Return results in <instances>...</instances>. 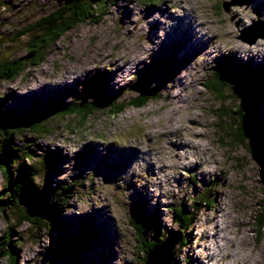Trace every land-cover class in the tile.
<instances>
[{
    "label": "rangeland",
    "instance_id": "374dc122",
    "mask_svg": "<svg viewBox=\"0 0 264 264\" xmlns=\"http://www.w3.org/2000/svg\"><path fill=\"white\" fill-rule=\"evenodd\" d=\"M58 1L0 0V62L27 52L32 30L26 27L57 9ZM247 1L163 0L153 7L140 0H114L98 21H84L48 46L42 63L27 60L18 77L0 81L3 95L13 92L5 108L18 113L40 97L44 103L38 105H47L51 93L71 101L88 77L103 69L111 74L105 92L116 93L118 99L156 94L143 106L126 104L120 112L100 108L82 124L74 113L64 121L59 118L55 131L40 137L41 143L63 153L58 159L63 171L52 172L54 183L78 175L79 182L92 183L63 209L62 230L23 243L21 264H46L39 251L49 242L68 243L81 222L89 228L92 248L82 251L76 262L64 258L58 264H164L160 259L172 251L173 242L175 249L188 235L189 244L174 254L179 264H264V227L258 231L255 224L264 174L261 180L258 162L245 143L217 127L221 103L207 86L218 59L231 63V81L241 89L251 84L239 80L244 76L239 71H246L241 63L264 60V31L251 27L257 20L264 22V0ZM255 80L264 84L261 77ZM95 93L90 91L86 100ZM229 104L233 102L225 100L222 107ZM255 117L263 123L264 111ZM107 171L113 175L107 177ZM216 177V189H211L214 205L200 204L194 222L187 228L179 225L173 206L184 204L192 211L208 178ZM133 188L148 198L146 213L155 215L150 216L147 236L152 238L153 226L172 231L154 247L164 252L150 263H141V245L130 219L143 200ZM9 223L0 214V235ZM174 232L179 236L171 235ZM170 239L172 244L167 243ZM0 264L10 263L2 257Z\"/></svg>",
    "mask_w": 264,
    "mask_h": 264
},
{
    "label": "trees",
    "instance_id": "16d2710c",
    "mask_svg": "<svg viewBox=\"0 0 264 264\" xmlns=\"http://www.w3.org/2000/svg\"><path fill=\"white\" fill-rule=\"evenodd\" d=\"M140 1L154 7L163 0ZM113 2L114 0H61L56 5L57 9H53L51 13L26 27L27 30H32L25 45L27 52L0 62V81L14 80L18 77L26 67L27 60L33 63H42L47 57L48 46L67 30L77 27L84 21H98ZM24 30L22 29L23 32ZM255 62H247V65L245 62L241 63L246 71L243 73L239 71L240 74H244L239 77L241 78L239 80L251 83L247 84L248 89H241L239 84L231 81L234 74L228 73V70L231 69V72L235 70L230 67L231 63L228 65L229 62L221 61V59H218L213 67V74L209 78L210 82L207 83V86L215 91L221 103L217 110V114H219L218 123L216 122L217 127L225 129L226 136L234 137L240 143H245V149L258 162L261 169L259 177L262 180L264 174V122H256L255 116L264 111V84H260L255 78L261 77L264 81V61L259 62L261 64ZM157 65V62L152 61L151 66L156 68ZM151 72L150 69L146 71L148 75ZM110 76L111 74L109 75L106 69L99 70L91 74L83 83V87L72 94L71 101H66L63 98H61L63 101H60V98L57 99L51 93L52 95H49L45 101L48 103L47 105H38L39 102L44 103L40 97L39 101L36 100L23 113H18L13 108L7 110L5 105L13 92L3 95L0 91V172L3 174V182L0 184V214L5 215L6 219L10 221L8 229L0 235V258H7L10 264H21L25 241L39 240L43 236L42 233L62 230L63 209L72 206L78 192L92 183L90 178V182L86 185L83 180L79 182L80 175L69 177V181L60 179L54 183L52 172L62 170L58 159L61 155L63 156V153L61 150L51 149L50 143L45 145L41 143L40 137L47 133H53L56 129L54 127L73 113L78 115V122L82 124L87 122L88 116L95 111H100V108L116 113L122 111L126 104L143 106L150 97L156 95L142 92L132 95L126 100L118 99L119 95L116 93L105 92V86L108 84ZM92 90L96 93L86 100V95ZM96 96L101 100L96 101L94 98ZM82 97L85 98L84 102H82ZM225 100L229 103L233 102L232 106L226 105L228 108L224 109L225 107L223 108L222 105ZM224 115L228 116L226 121H224ZM59 118L63 120L59 121ZM71 119L75 120V118ZM108 174L110 171L106 172L107 177H109ZM193 177L192 175L190 178L192 181H194ZM79 183L80 185H78ZM217 184L218 177L208 178L207 186L200 190L201 196L197 195V199L194 201L195 204H199H193L192 211L185 208L184 204L173 206L176 222L187 228L188 222L192 221L195 212H198L200 204L210 207L214 205L215 199L211 195V189H216L214 186ZM258 203L260 211L256 214L257 222L255 224L260 231L264 227V196L258 199ZM140 208L141 211L130 213V219L135 226L136 239L141 245L139 248L142 253L141 263H143L148 258L149 252L154 254V247L172 231L167 233L169 230L165 227L153 226L154 233L152 238H149L146 231L153 223L150 216L155 215H152L154 212L146 213L145 210L148 209L143 205ZM157 221L160 222L159 219ZM22 223H25L26 226L21 227ZM80 224L77 235L68 243L54 245L49 242L43 252L39 251L38 255H41L42 258L44 256L42 260L44 263L58 264L64 258H70L69 261L73 263L76 262L82 251L92 248L90 246L91 238L87 235L89 228L82 222ZM174 234L177 233L174 232L171 235ZM63 235L64 233L59 234V236ZM182 237V242L179 240L177 248L173 249V245L171 246L173 250L170 252L169 264H179L174 254H177L178 249L183 246L182 244L188 245L187 242H190L189 235ZM65 261L62 264H67V260Z\"/></svg>",
    "mask_w": 264,
    "mask_h": 264
},
{
    "label": "water",
    "instance_id": "95a60500",
    "mask_svg": "<svg viewBox=\"0 0 264 264\" xmlns=\"http://www.w3.org/2000/svg\"><path fill=\"white\" fill-rule=\"evenodd\" d=\"M256 23V24H255ZM255 23L253 24H251V27H254L253 29H254V31L255 32H257V31H264V22H263V20H257V21H255ZM257 24H261V26L260 25H257ZM248 31V30H247ZM249 32V31H248ZM244 36H246V35H244ZM246 37H249V36H246ZM251 37H253V38H255L256 37V34H254L253 36H251ZM182 230V229H181ZM173 247L172 248H174V242H173ZM171 245V246H172ZM159 249H160V247H159ZM173 250V249H172ZM155 252H157V250L155 249ZM159 252H164L163 250H162V248L160 249V251ZM151 254H152V252H149V254H148V258H147V262H149V260L151 259ZM153 261V260H152Z\"/></svg>",
    "mask_w": 264,
    "mask_h": 264
},
{
    "label": "bare ground",
    "instance_id": "6f19581e",
    "mask_svg": "<svg viewBox=\"0 0 264 264\" xmlns=\"http://www.w3.org/2000/svg\"><path fill=\"white\" fill-rule=\"evenodd\" d=\"M230 53H231V51H230ZM232 54V53H231ZM253 60H254V58H253ZM247 63V62H246ZM225 233V232H224ZM223 236H226V235H224V234H222ZM227 238V237H226ZM167 243H169V244H172L171 243V240L170 241H168ZM225 245V244H224ZM232 249V248H231ZM167 251H165V253H166ZM227 252V251H226ZM225 252V253H226ZM158 253H160V252H154V254H152V257L154 256V255H157ZM163 253V252H162ZM168 253V255L167 256H165V257H162L160 260L164 263V264H169L170 263V252L168 251L167 252ZM222 253V252H221ZM224 254V253H223ZM169 256V257H168ZM222 256V255H221ZM154 259H155V257H153ZM152 259V258H151ZM151 259L149 260V263H150V261H151ZM219 259H220V257H219ZM153 260V259H152ZM155 261V260H154Z\"/></svg>",
    "mask_w": 264,
    "mask_h": 264
},
{
    "label": "clouds",
    "instance_id": "9594fccd",
    "mask_svg": "<svg viewBox=\"0 0 264 264\" xmlns=\"http://www.w3.org/2000/svg\"><path fill=\"white\" fill-rule=\"evenodd\" d=\"M262 20V19H261ZM264 61V60H263ZM256 62H258V61H256ZM109 175V174H108ZM112 175V174H111Z\"/></svg>",
    "mask_w": 264,
    "mask_h": 264
}]
</instances>
